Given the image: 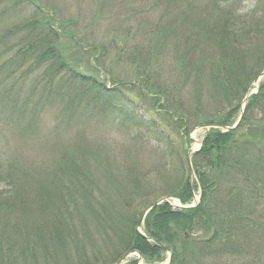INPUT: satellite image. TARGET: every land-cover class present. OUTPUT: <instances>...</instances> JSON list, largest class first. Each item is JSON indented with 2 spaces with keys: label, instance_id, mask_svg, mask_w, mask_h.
Returning <instances> with one entry per match:
<instances>
[{
  "label": "trees",
  "instance_id": "trees-1",
  "mask_svg": "<svg viewBox=\"0 0 264 264\" xmlns=\"http://www.w3.org/2000/svg\"><path fill=\"white\" fill-rule=\"evenodd\" d=\"M136 1L141 6L134 9L144 17L163 0ZM220 1L223 16L215 22L221 46L209 50L175 47L174 54L177 75L170 93L175 100H181L183 89L192 80L198 86L193 91L199 102L182 105L180 111L171 114L172 131L186 138L196 126L210 125L201 147L191 157L193 184L191 173H186L182 165L183 176L171 190L187 202L199 189L196 205L174 207L162 201L148 210L140 232L142 214L152 203L127 213L119 207L100 212L91 206L90 190L82 189L83 209L76 213L48 207L38 210L35 225L20 224L16 231H1L0 264H112L130 250H137L150 261L166 257L160 244L170 251L169 264H264V78L257 91L245 99L239 123L225 129L238 118L240 102L262 70L246 72L236 65L243 60L248 42L264 38V0H250L253 2L246 10L241 9L244 6L240 0H217L216 6ZM24 4L31 7L29 13ZM146 22L143 29L156 32L154 42L145 46L147 42L143 46L131 44L133 35L127 33L120 44L116 43L117 56L134 62L140 55L146 65L141 74L144 86L162 94L165 87L148 73L149 62L160 53L176 27L162 19L161 23ZM73 23L74 17L63 18L56 6L50 7L42 0H0V134L16 129L19 136H32L50 108L61 114L55 120L72 124L75 119L79 121L74 110L93 107L94 111L114 109L134 127L172 141L171 129L157 118L143 115L141 106L130 97L132 81L110 74L100 76L95 63L89 72L79 68L75 61L78 54L71 52L76 46L71 44L74 49L69 51L65 44L68 36L78 34ZM210 29L213 28H204L209 35ZM89 46L97 61L96 55L103 49L94 43ZM102 69L111 71L106 66ZM135 70L139 71L137 67ZM204 91L221 102L215 111L203 107ZM28 175L31 173L27 167L0 159V195L14 198L16 194L10 191ZM19 191L20 194L23 188ZM102 233L109 235V241L119 237L122 243L110 259L99 248L110 247L94 242L101 236L104 243H110ZM122 264H138V260L128 257Z\"/></svg>",
  "mask_w": 264,
  "mask_h": 264
},
{
  "label": "rangeland",
  "instance_id": "rangeland-1",
  "mask_svg": "<svg viewBox=\"0 0 264 264\" xmlns=\"http://www.w3.org/2000/svg\"><path fill=\"white\" fill-rule=\"evenodd\" d=\"M42 2L50 7L56 6L63 18L74 17L73 25L78 34L68 36L67 40H64L69 51L74 49L71 44L76 46V50L71 52L78 54L75 61L79 68L89 72L95 63L100 68V76L109 77L110 74L116 79L132 81L129 85L132 90L130 97L141 106L143 115L153 116L163 122L164 127L171 129L172 141L158 139L151 130L146 131L144 127V129L134 127L114 109L102 108L100 111H94L93 107L74 110L79 121L75 119L72 124L55 120L54 118L61 114L55 108H50L44 112V118L36 130L32 131V136H19L15 128L14 132H2L0 159L15 161L20 166L27 167L31 175L20 179L17 182L18 188L10 191L16 194L14 198L5 199L0 195V232L6 229L16 231L20 224L21 227L26 226L25 224L35 225L34 220L38 217L40 209L49 207L51 210L54 208L61 212L76 213L83 209L82 189L90 190L93 195L90 199L91 206L100 212L106 209L117 210L119 207L127 213L133 208L149 205L163 197L169 198L174 207L192 204L194 198L183 202L179 196L172 194L171 190L178 185L183 176L182 165L189 174L188 153L201 147L209 126H198L194 132L190 131L186 138L177 136L172 131L174 122L170 119L171 114L180 111L182 105L192 106L199 102L197 93L193 91L198 86L192 80L190 83L187 82L188 88L183 89L181 100H175L170 93L177 75L175 47L197 46L208 50L220 47L216 22L223 16L221 9L223 1H220V6H216L217 0H163L147 15L144 14V17L134 9L139 4L136 0H42ZM252 2L240 0V5L244 6L241 9L246 10L245 8ZM228 5L229 2L225 4ZM23 8L26 13L31 11L27 4H24ZM161 19L162 22L176 27L174 34L164 41L160 53L149 62L151 70L149 69L148 73L150 76L155 75L165 87L162 94L156 89L148 90L144 86L145 79L141 74L142 68L146 65L142 64L141 56L137 55L134 62L126 61L123 57L117 56L116 47L127 33L133 35L130 38L131 44L142 45L144 42H147L144 46L152 44L156 32L152 28L143 29V26L147 20L160 22ZM220 19L219 23L222 24ZM206 26L213 28L210 29L213 34L209 35V32L204 30ZM77 40L79 46L74 42ZM253 42H256V46H252ZM91 43L100 45L103 49L96 55L97 61H94L90 53ZM244 51L243 60L236 65L240 66L239 69L242 67L246 72L249 69L252 71L264 69V38L248 42ZM104 66L111 71L106 72L102 69ZM136 67L139 71L135 70ZM263 78L264 76L260 80ZM107 84L109 85L110 81ZM253 88L252 81L247 91ZM201 99L203 107L207 110L215 111L221 106V102L214 100L207 91H204ZM21 187L23 191L19 194ZM194 196L197 203L200 199L199 189L195 191ZM110 203L114 207L109 208ZM18 233L24 234L20 230ZM102 234L109 241V235ZM102 239L104 238L99 236L94 242L113 249L99 247L102 249L101 254L107 255L110 259L116 252L114 250L121 249L122 243L119 237L117 239L112 237L108 244ZM130 257L138 260L137 253ZM165 261L164 255L158 260L146 261L141 258L138 262L165 264Z\"/></svg>",
  "mask_w": 264,
  "mask_h": 264
},
{
  "label": "water",
  "instance_id": "water-1",
  "mask_svg": "<svg viewBox=\"0 0 264 264\" xmlns=\"http://www.w3.org/2000/svg\"><path fill=\"white\" fill-rule=\"evenodd\" d=\"M263 76H264V69L261 70L258 73V75L255 77V79L253 80L254 88L251 89L250 91H248L246 93L245 97L243 98L242 104H241V107H240V116H239V118L236 120V122L233 125H231V126H225V129H229V128L235 127L239 123L240 118H241V115H242V112H243V107H244L245 99H247L250 94L254 93L255 90L257 91L256 88L258 86V82L260 81V79ZM198 126L199 127H202V126H210V125L209 124H202V125H198ZM198 126H196L195 128H197ZM195 128L193 129L192 132H194ZM200 144H201V142H200ZM197 150L198 149H195L192 152L188 153V157H187L188 158V162H189V166H190V172H191V178H192V182L191 183L192 184H193L194 172H193V168L191 166V157H192L193 154H195V151L197 152ZM195 197L196 196H194V202L192 204H189L190 206L196 204V200H195L196 198ZM162 201H167L168 203L174 205L171 201H169V198L163 197V198H160L159 200H157L156 202L152 203L150 206H148L146 208V210L143 212L142 217L140 219V222L138 224V230L140 232H142L140 227H142V223H143L144 217H145L146 213L148 212V210H150L152 207H154L155 205H157L158 203H160ZM189 205H179V206H184L185 207V206H189ZM160 245L164 248V250L166 252V255H167L165 264H169V262H170V255H171L170 254V251L166 247H164V245H162V244H160ZM132 253H137L138 254V259L139 260L141 259V255H140V253L137 250H130V251L126 252L125 254H123L118 260H116L112 264H122Z\"/></svg>",
  "mask_w": 264,
  "mask_h": 264
}]
</instances>
